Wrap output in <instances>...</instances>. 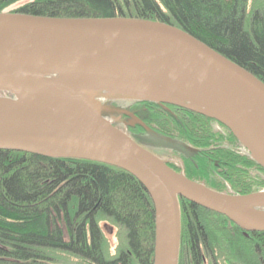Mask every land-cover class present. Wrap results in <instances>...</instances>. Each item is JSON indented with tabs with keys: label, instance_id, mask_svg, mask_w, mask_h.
Returning a JSON list of instances; mask_svg holds the SVG:
<instances>
[{
	"label": "water",
	"instance_id": "obj_1",
	"mask_svg": "<svg viewBox=\"0 0 264 264\" xmlns=\"http://www.w3.org/2000/svg\"><path fill=\"white\" fill-rule=\"evenodd\" d=\"M104 97L213 119L264 168V83L180 28L126 17L0 13V150L87 160L132 175L154 206L153 264H179L182 199L246 234L264 233V190L231 195L188 179L114 125ZM112 111L149 131L134 114Z\"/></svg>",
	"mask_w": 264,
	"mask_h": 264
},
{
	"label": "trees",
	"instance_id": "obj_2",
	"mask_svg": "<svg viewBox=\"0 0 264 264\" xmlns=\"http://www.w3.org/2000/svg\"><path fill=\"white\" fill-rule=\"evenodd\" d=\"M6 11L159 21L180 28L264 83V0H0V13ZM124 101L140 105L149 131L186 148L178 165L165 161L176 172L219 193L264 190V168L222 124L175 106ZM133 131L149 132L142 127ZM126 133L133 138L131 131ZM180 209L179 264L188 256L199 264L201 242L211 252L216 243L226 245L246 264H264V233L247 239L221 215L183 199ZM103 220L124 235L125 247L112 258L99 224ZM225 227L234 228L235 242ZM154 242L152 200L129 173L87 160L0 150V264H58V253L88 264H153Z\"/></svg>",
	"mask_w": 264,
	"mask_h": 264
},
{
	"label": "rangeland",
	"instance_id": "obj_3",
	"mask_svg": "<svg viewBox=\"0 0 264 264\" xmlns=\"http://www.w3.org/2000/svg\"><path fill=\"white\" fill-rule=\"evenodd\" d=\"M18 7V5H15L14 7H12L13 9H16ZM122 99L119 98H109V97H104L101 98V101H104V104L106 106H108L109 104H114L115 101H119ZM116 102V103H117ZM125 104H120V107H116V106H112V110L117 109V110H126L125 109ZM111 116L113 118V120L117 119V115H119L118 113H112ZM150 132V131H149ZM143 144L146 146V149L150 152H152L154 155H156L157 157H159L160 159L164 160V161H171V162H175V163H180L181 162V157L188 154L187 152L185 154H183L182 152H180V150L182 151V146L176 142L173 141L171 139H167L164 138L156 133H152L150 132L146 137L142 138ZM179 150V151H178ZM181 154V155H179ZM174 155H176V157H174ZM100 227L106 237L107 243H106V252L108 254L109 257H115L119 250L122 247H125V240H124V235L123 232H121V230H119L115 225H113L111 222L103 220L100 223ZM57 262L58 264H88L87 262L70 256L68 254L65 253H58L57 254Z\"/></svg>",
	"mask_w": 264,
	"mask_h": 264
},
{
	"label": "flooded vegetation",
	"instance_id": "obj_4",
	"mask_svg": "<svg viewBox=\"0 0 264 264\" xmlns=\"http://www.w3.org/2000/svg\"><path fill=\"white\" fill-rule=\"evenodd\" d=\"M116 102L117 101H115L114 104H111V105L109 104L108 106H106L104 104V101H103L105 116L108 119H110L114 123V125H116L119 129H123V131H125V130L131 131L133 133L132 139L146 148V146L143 144L142 138L146 137L151 131L148 133L146 132V134L143 135L140 132L133 131V130H137V128H139L141 126H138V125L135 127L128 126L129 119L126 116L117 115L116 120L115 119L113 120V118L111 117V116H113V115H111L113 112L111 107L113 105L116 107H120V104L122 103V104L126 105V106L124 105L126 111L134 114L139 119H141L143 122H145L142 118V115H141V112L139 109L140 105H138L134 102H131V101H124V100H119L117 103ZM215 128L219 132L224 131L222 129V127L218 124L215 125ZM180 152L185 154L187 152V150L185 147H182V151L180 150ZM179 155H181V154H179ZM174 157H176V155H174ZM167 162L171 163V164L178 165V163L171 162L169 160H167ZM225 230L227 232H229V235H230L229 240H231L232 243L235 242L236 235L234 232L235 231L234 228L233 227H225ZM240 231H241L243 237H245L247 239H252V240L255 239L254 237H251V234H254V233L246 234L241 229H240ZM216 244H215V246L213 245L214 246V252H211L208 248H206V245L204 243H202V242L200 243V263L199 264H246L247 263V261H245V259H243L241 256H238L237 253L234 250H232L231 248H229L228 246L220 245V244H219L220 246L219 245L216 246ZM261 246L264 249V242L263 241L261 242ZM256 247L258 248V242L256 243ZM192 262H193L192 257L188 256V259L186 260L185 264H192Z\"/></svg>",
	"mask_w": 264,
	"mask_h": 264
}]
</instances>
